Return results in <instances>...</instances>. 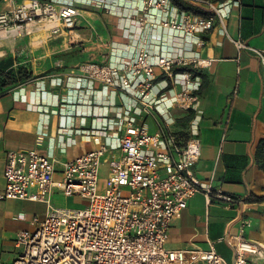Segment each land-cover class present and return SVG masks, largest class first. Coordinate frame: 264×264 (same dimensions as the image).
<instances>
[{"label": "crops", "instance_id": "obj_1", "mask_svg": "<svg viewBox=\"0 0 264 264\" xmlns=\"http://www.w3.org/2000/svg\"><path fill=\"white\" fill-rule=\"evenodd\" d=\"M58 1L81 7L75 29L53 34L38 23L32 26L34 31L24 33L20 42L28 43L25 52L31 56L36 77L0 96V194L6 187L9 150L52 156L56 178H60L63 163L99 146L105 139L103 128L119 114L134 116L151 132L158 129L152 115L128 111L134 104L128 93L90 81L77 68L79 64L131 58L140 46L154 54L185 52L187 39L159 25L141 24L142 0ZM4 6L2 3L0 9ZM226 25L232 37H243L264 50V0H243L241 6L232 8ZM204 37L206 45L194 52L212 63L197 71L201 82L196 93L198 110L164 104L167 113L163 118L184 137L198 121L202 140V154L195 165L198 177L237 199L252 201L208 203L205 194L198 192L172 223L167 244L170 248L208 249L214 243L232 261L231 242L245 219L251 222L244 235L264 246V66L256 53L240 51L218 20ZM19 38L0 39L5 43ZM113 131L110 133L115 135ZM117 154L110 150L103 167L109 168V160ZM31 189L37 190L36 185ZM61 194L65 196L59 190L53 194L57 206H63L56 199ZM46 212L44 202L0 198V264H12L19 232L34 229L33 219L43 218ZM250 264H264V249Z\"/></svg>", "mask_w": 264, "mask_h": 264}, {"label": "built area", "instance_id": "obj_2", "mask_svg": "<svg viewBox=\"0 0 264 264\" xmlns=\"http://www.w3.org/2000/svg\"><path fill=\"white\" fill-rule=\"evenodd\" d=\"M0 32L20 30L48 23L53 34L73 30L82 15L81 7L58 0H3ZM179 3H183L186 8ZM243 0H142V25L169 29L185 38L179 54H154L140 46L131 58L116 62H84L79 71L90 81L128 93L134 104L129 112L152 115L158 129L151 132L134 116L122 114L103 128L101 144L63 163L56 178V159L38 151L9 150L6 187L1 199L44 202L47 212L33 219L34 229L21 230L16 239L17 256L12 264H250L260 256L263 244L247 238L245 219L240 234L234 236L232 261L223 257L214 243L210 248H170L172 223L188 206L190 199L203 192L208 203L224 200L229 204L252 201L237 199L198 177L195 165L202 154L199 122L191 133L181 136L163 118L164 104L198 110L197 71L211 65L195 48L207 43L204 34L215 21L238 46L256 53L264 66V50L243 37L234 38L226 19ZM162 16L157 19V16ZM150 16L153 18L151 19ZM189 66H192L191 68ZM118 129L116 133L114 129ZM113 131L112 135L110 132ZM114 137L116 140H111ZM118 151L108 162V175L101 174L104 158ZM36 185L37 190L31 189ZM86 197L84 207L57 206L53 194Z\"/></svg>", "mask_w": 264, "mask_h": 264}, {"label": "rangeland", "instance_id": "obj_3", "mask_svg": "<svg viewBox=\"0 0 264 264\" xmlns=\"http://www.w3.org/2000/svg\"><path fill=\"white\" fill-rule=\"evenodd\" d=\"M22 38H25L23 34H22V37L20 36L19 39L15 41L9 40L5 43L3 42V40L0 39V52L1 50H4V53L0 54V58H4L8 55H12L16 59L17 62H20L28 66V68L32 70V72L35 74L31 56L29 55L28 51L25 52V48L28 43L25 40H22L20 42V39ZM6 44H9V45L13 44L14 46L12 45L11 47H9V45H6ZM107 175H108V168L105 165L102 169V174H101V177L104 183L107 178ZM56 199L59 202H61L63 206L72 207V208L84 207L86 204L89 203L88 198L82 197L79 195H72V196L67 197L66 195L64 196L61 194V195H57Z\"/></svg>", "mask_w": 264, "mask_h": 264}, {"label": "trees", "instance_id": "obj_4", "mask_svg": "<svg viewBox=\"0 0 264 264\" xmlns=\"http://www.w3.org/2000/svg\"><path fill=\"white\" fill-rule=\"evenodd\" d=\"M2 2L3 0H0V7ZM179 4L182 7H186L183 3ZM35 77V74L28 66L17 62L12 55L0 58V96Z\"/></svg>", "mask_w": 264, "mask_h": 264}, {"label": "bare ground", "instance_id": "obj_5", "mask_svg": "<svg viewBox=\"0 0 264 264\" xmlns=\"http://www.w3.org/2000/svg\"><path fill=\"white\" fill-rule=\"evenodd\" d=\"M37 26H44V27L49 28V24L46 22L39 23V25H37ZM30 30L33 31L34 27H31ZM22 34H23V32L20 30L2 31V32H0V38L1 39L17 38V37L21 36Z\"/></svg>", "mask_w": 264, "mask_h": 264}]
</instances>
